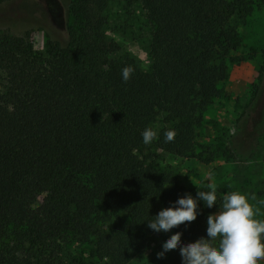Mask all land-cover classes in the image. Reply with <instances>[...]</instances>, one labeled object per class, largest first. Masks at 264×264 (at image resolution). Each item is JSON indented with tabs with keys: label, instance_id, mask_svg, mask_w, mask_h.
I'll list each match as a JSON object with an SVG mask.
<instances>
[{
	"label": "trees",
	"instance_id": "trees-1",
	"mask_svg": "<svg viewBox=\"0 0 264 264\" xmlns=\"http://www.w3.org/2000/svg\"><path fill=\"white\" fill-rule=\"evenodd\" d=\"M137 1L150 25L147 68L107 34L108 0H70L68 38L47 34L43 50L29 32L0 29V264H67L73 245L127 264L160 233L147 220L186 195L142 154L217 156L196 151L195 120L221 95L241 44L234 21L250 13V1ZM260 98L264 88L250 106ZM146 127L158 133L150 144ZM230 147L224 156L253 153ZM222 197L212 208L199 201L197 219L171 229L182 243L206 237Z\"/></svg>",
	"mask_w": 264,
	"mask_h": 264
},
{
	"label": "rangeland",
	"instance_id": "rangeland-1",
	"mask_svg": "<svg viewBox=\"0 0 264 264\" xmlns=\"http://www.w3.org/2000/svg\"><path fill=\"white\" fill-rule=\"evenodd\" d=\"M249 1L250 13L234 21L241 44L228 62L227 77L218 84L221 95L195 120L196 151L217 156L211 162L161 150H148L142 156L161 171L171 173L185 194L207 190L211 184L217 196L233 191L255 196L250 203L259 209L257 218L264 219V100L260 98L256 106H250L264 88V0ZM69 5L70 0H6L0 4V29L14 34L29 32L35 49L43 50L47 34L61 41L68 38V27L73 23ZM106 16L109 37L120 44L122 53L147 68L150 25L139 1L108 0ZM233 142L241 143L250 154L253 151L250 158H240L235 152L224 156ZM173 234L172 230L160 232L127 264H173L180 256L178 248L157 258L162 244ZM75 260L78 264H111L107 258L93 256L88 245L68 247L65 261L75 264Z\"/></svg>",
	"mask_w": 264,
	"mask_h": 264
},
{
	"label": "clouds",
	"instance_id": "clouds-1",
	"mask_svg": "<svg viewBox=\"0 0 264 264\" xmlns=\"http://www.w3.org/2000/svg\"><path fill=\"white\" fill-rule=\"evenodd\" d=\"M121 75L127 82L130 69L123 68ZM141 135L144 144L158 138L152 127H146ZM174 137V130L164 133L166 142ZM208 188L207 192L199 190L195 196L186 194L178 198L147 220V227L155 232H169L185 222L195 221L200 214L199 201L208 208L217 205L215 187L209 184ZM254 199L255 196L239 191L225 194L219 211L207 218L206 237L184 244L183 233L176 232L162 244L157 258L162 259L167 252L178 248L182 264H264V219L257 218L259 209L250 203Z\"/></svg>",
	"mask_w": 264,
	"mask_h": 264
}]
</instances>
